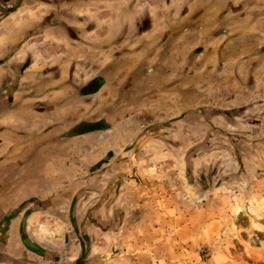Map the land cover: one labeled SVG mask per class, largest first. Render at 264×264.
Wrapping results in <instances>:
<instances>
[{"label": "rangeland", "instance_id": "1", "mask_svg": "<svg viewBox=\"0 0 264 264\" xmlns=\"http://www.w3.org/2000/svg\"><path fill=\"white\" fill-rule=\"evenodd\" d=\"M34 179L55 257L2 264H264V0H0V191Z\"/></svg>", "mask_w": 264, "mask_h": 264}, {"label": "crops", "instance_id": "2", "mask_svg": "<svg viewBox=\"0 0 264 264\" xmlns=\"http://www.w3.org/2000/svg\"><path fill=\"white\" fill-rule=\"evenodd\" d=\"M11 17L14 16V14L12 13L10 15ZM240 107V106H239ZM239 110H241V108H239ZM252 109H249L245 112H249ZM239 114H241L239 112ZM245 116V114L242 115V117ZM242 118H239V123L240 120ZM242 125V124H241ZM47 183L45 182V180L42 182V180L39 179H34V183L33 184H29L28 187L20 189L17 192L14 189H10V191L7 192L6 190V194L8 195V197L4 196V190L0 191V207H6L7 205H9V202H6L10 199L13 203H15V208L12 211V213L10 214H6L5 216L0 218V248H9L10 251L8 250L7 254L9 252H11V255H14L13 251H15V249L19 246L22 247L26 253L31 254L33 256H37L39 257L38 260H41L42 263H44L43 261H49L51 262L54 259V255L52 254V250L49 248H45L42 245H40L38 242H35L29 235L28 231H27V221L28 224L30 225L31 221L35 219L37 220V216L40 214L39 213H35L33 212L31 215H27L29 209H31L33 204H29L27 205V207H21V209H19V205H21L24 202L27 201H31L33 198H41L47 197V194L50 192V190L52 189L51 186L47 187ZM32 191L31 196L26 199V200H21V202L19 203V200L21 198V196H25L24 193ZM15 198V199H14ZM119 201V199H118ZM6 202V203H5ZM112 199H110V202L108 203V215L110 213V211H113L112 208L116 207V202L114 204H111ZM19 203V204H18ZM11 205V206H14ZM19 209V210H18ZM17 210V212H15V214H13V212ZM97 215V214H95ZM29 218V219H28ZM4 223H6V226H4ZM91 228L88 229V231H90ZM52 252V253H51ZM75 254V258L73 261H76V259H78L79 256H81V248H79L78 252L74 253ZM92 256V255H91ZM89 256V257H91ZM14 258H16V256H12ZM12 263H16V259H13V261H11ZM0 264H2L0 262Z\"/></svg>", "mask_w": 264, "mask_h": 264}, {"label": "trees", "instance_id": "3", "mask_svg": "<svg viewBox=\"0 0 264 264\" xmlns=\"http://www.w3.org/2000/svg\"><path fill=\"white\" fill-rule=\"evenodd\" d=\"M99 127H100V123H83L78 128H82L83 129L80 134H86V133H90V132L101 130Z\"/></svg>", "mask_w": 264, "mask_h": 264}]
</instances>
